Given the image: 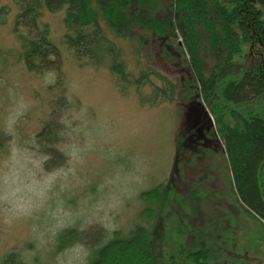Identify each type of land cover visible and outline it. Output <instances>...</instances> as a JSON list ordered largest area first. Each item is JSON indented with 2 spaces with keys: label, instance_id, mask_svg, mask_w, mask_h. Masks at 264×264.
Here are the masks:
<instances>
[{
  "label": "rangeland",
  "instance_id": "1",
  "mask_svg": "<svg viewBox=\"0 0 264 264\" xmlns=\"http://www.w3.org/2000/svg\"><path fill=\"white\" fill-rule=\"evenodd\" d=\"M156 15L175 13V0H158ZM97 7V4H96ZM20 0H0V263L17 250L27 264H90L93 252L69 231L105 228L128 236L138 225L151 233L158 264L186 261L179 245L207 249L211 264H264V223L248 213L230 187L231 170L210 108L188 84L193 69L182 39L170 41L134 24L116 34L99 10L114 53L99 62L78 59L68 43L78 26L66 7H41L38 26L17 22ZM138 9V0L130 13ZM47 25L62 54L60 69L28 71L25 37ZM128 79L112 69L113 54ZM206 73L249 68L248 47L235 63L202 50ZM186 58V60H185ZM142 74H145L141 77ZM65 89L71 112L62 117L67 138L63 166L43 168L32 144L49 119V102ZM164 182L166 203L145 210L143 190Z\"/></svg>",
  "mask_w": 264,
  "mask_h": 264
},
{
  "label": "trees",
  "instance_id": "2",
  "mask_svg": "<svg viewBox=\"0 0 264 264\" xmlns=\"http://www.w3.org/2000/svg\"><path fill=\"white\" fill-rule=\"evenodd\" d=\"M17 22L29 17L38 26L41 7L57 11L66 7L65 22L78 26L68 43L78 59L99 62L114 53V44L104 35L100 13L118 35L130 33L134 24L151 29L156 36L170 41L182 39L193 69L187 82L190 93L197 95L210 108V114L223 140L231 178L230 187L243 208L264 223V0H175V13L158 17V0H138V9L130 13L134 0H20ZM97 4V7H96ZM23 59L28 71L38 74L60 69L62 54L49 37L47 25L39 27L35 37H25ZM248 47L254 61L249 68L222 76L223 64L217 63L206 73L202 50L235 63V56ZM111 69L122 79L128 73L113 54ZM186 60V58H185ZM145 74H142L143 77ZM49 119L35 136L31 146L40 157L43 168L63 166L66 154L62 143L67 128L62 120L71 112L72 102L65 89L55 92L49 102ZM7 135L0 129V144ZM169 188L164 182L143 190L146 212L154 216L156 203L168 201ZM70 237L93 252L90 264H158L150 230L138 225L128 236L115 231L107 237L105 228L69 231ZM179 252L193 264H211L207 249ZM172 264H183L172 258ZM0 264H27L17 250ZM34 264H44L36 262ZM240 264H255L241 261Z\"/></svg>",
  "mask_w": 264,
  "mask_h": 264
}]
</instances>
